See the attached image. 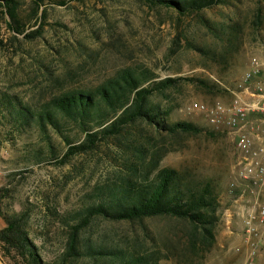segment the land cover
I'll list each match as a JSON object with an SVG mask.
<instances>
[{
    "label": "rangeland",
    "instance_id": "1",
    "mask_svg": "<svg viewBox=\"0 0 264 264\" xmlns=\"http://www.w3.org/2000/svg\"><path fill=\"white\" fill-rule=\"evenodd\" d=\"M17 1L22 32L7 26L8 17L0 8V228L4 215L23 213L31 240L51 262L64 250L69 224L80 217L77 213L96 202V188L126 177L152 176L155 159L158 167H173L211 183L218 217L214 244L202 254L190 250L181 238L182 224L160 216L133 222L94 216L83 229V243L144 248L150 246L151 236L167 253L159 264H239V207L231 205L227 194L235 163L232 140L212 129L191 104L230 100L228 89L251 57L264 59V0H226L184 17L145 0H41L36 15L32 0ZM201 18L215 27L232 24L237 37L217 39ZM178 33L180 43L174 49ZM125 66L146 68L155 80L180 78L164 93L154 92L152 100L165 113V121L191 122L200 132L169 136L138 121L120 136L132 145L126 151L105 139L94 150L59 163L66 148L59 134L47 128L54 149L42 153L44 136L35 124L18 130L14 117L19 105L35 111L53 95L93 88ZM64 129L73 142L84 138L74 125ZM226 209L231 216L226 217ZM0 257L5 264L13 263L1 248ZM255 264H264V241Z\"/></svg>",
    "mask_w": 264,
    "mask_h": 264
},
{
    "label": "trees",
    "instance_id": "2",
    "mask_svg": "<svg viewBox=\"0 0 264 264\" xmlns=\"http://www.w3.org/2000/svg\"><path fill=\"white\" fill-rule=\"evenodd\" d=\"M225 1L145 0L147 5L167 9L177 17L198 14ZM32 3L36 15L41 0H32ZM0 8L8 17L7 26L14 32H22L18 1L0 0ZM201 21L221 41L237 37L232 24L224 23L215 27L207 19L201 18ZM178 35L179 33L173 39L174 49L180 43ZM186 44L193 49L203 50L193 42L187 41ZM155 77L146 68L121 67L93 88H72L53 95L35 111L19 105L14 122L18 130H25L32 124L39 128L45 143L42 153L45 150L53 153L54 149L46 134L47 128L59 134L66 146L58 159L59 163L65 162L73 154L94 150L105 139H113L118 147L124 146L126 151L132 145L120 136L138 121L169 136L200 132V128L191 122L165 121V113L159 111L152 95L154 92L164 93L166 89L176 85L180 78L166 76L155 80ZM199 82L205 84L203 80ZM65 125H74L84 134V138L73 142L65 134ZM156 163L153 159L152 176L151 173L139 179L126 177L120 183L96 188L93 192L96 202L77 213L80 217L75 224H69L64 250L51 262L41 257L37 245L31 240L24 227L23 213L4 215L5 225L0 228V248L4 256L13 260L12 264H74L81 259H88L90 264H159L162 257L166 258L167 253L155 246L158 239L151 236L150 246L144 248H125L117 243H106V246L94 241L83 243V229L94 216L109 221L127 222L159 216L176 220L184 229L181 237L185 238L184 245L202 254L215 242L213 228L218 221L215 215L217 199L211 183L192 178L173 167H158Z\"/></svg>",
    "mask_w": 264,
    "mask_h": 264
},
{
    "label": "built area",
    "instance_id": "3",
    "mask_svg": "<svg viewBox=\"0 0 264 264\" xmlns=\"http://www.w3.org/2000/svg\"><path fill=\"white\" fill-rule=\"evenodd\" d=\"M228 90L230 100L194 101L191 109L232 140L235 163L227 194L231 205L239 207L242 238L236 250L242 255L239 264H255L264 241V59L251 57ZM224 214L229 217L231 211Z\"/></svg>",
    "mask_w": 264,
    "mask_h": 264
},
{
    "label": "water",
    "instance_id": "4",
    "mask_svg": "<svg viewBox=\"0 0 264 264\" xmlns=\"http://www.w3.org/2000/svg\"><path fill=\"white\" fill-rule=\"evenodd\" d=\"M0 264H5L1 257H0Z\"/></svg>",
    "mask_w": 264,
    "mask_h": 264
},
{
    "label": "crops",
    "instance_id": "5",
    "mask_svg": "<svg viewBox=\"0 0 264 264\" xmlns=\"http://www.w3.org/2000/svg\"><path fill=\"white\" fill-rule=\"evenodd\" d=\"M224 233V232H223Z\"/></svg>",
    "mask_w": 264,
    "mask_h": 264
}]
</instances>
